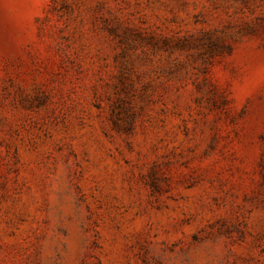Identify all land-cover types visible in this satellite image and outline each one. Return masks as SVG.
Instances as JSON below:
<instances>
[{"label":"rangeland","instance_id":"374dc122","mask_svg":"<svg viewBox=\"0 0 264 264\" xmlns=\"http://www.w3.org/2000/svg\"><path fill=\"white\" fill-rule=\"evenodd\" d=\"M0 264H264V0H0Z\"/></svg>","mask_w":264,"mask_h":264}]
</instances>
